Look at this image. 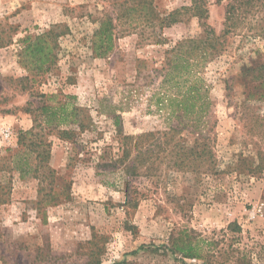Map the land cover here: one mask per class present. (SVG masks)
Listing matches in <instances>:
<instances>
[{
    "label": "rangeland",
    "instance_id": "374dc122",
    "mask_svg": "<svg viewBox=\"0 0 264 264\" xmlns=\"http://www.w3.org/2000/svg\"><path fill=\"white\" fill-rule=\"evenodd\" d=\"M111 1L0 0V264H201L175 261L162 248L181 228L215 240L233 259L242 253L251 264H264V172L240 173L235 166L240 155L252 161L258 152L264 156V102L242 105L247 88L238 76L243 65L264 61V39L238 29L200 70L212 103L208 122L221 173L204 177L163 166L155 175L127 178L110 167L120 154L114 117L127 136L167 130L156 99L165 94L168 51L201 37L203 27L183 17L156 30L163 39L157 44L149 38L151 28L118 22L113 51L97 58L91 35ZM153 1L160 17L190 4ZM208 3L206 25L219 35L227 1ZM54 25L61 31L55 65L37 74L20 63L21 40ZM59 104L77 111L82 131L75 139L49 132L36 117L42 105ZM37 124L34 131L50 143L53 175L41 170L39 178H21L12 162L22 149L18 133ZM126 192L136 208L124 204ZM184 197L189 206L181 213ZM232 222L240 233L225 236ZM152 245L161 248L152 252Z\"/></svg>",
    "mask_w": 264,
    "mask_h": 264
},
{
    "label": "trees",
    "instance_id": "16d2710c",
    "mask_svg": "<svg viewBox=\"0 0 264 264\" xmlns=\"http://www.w3.org/2000/svg\"><path fill=\"white\" fill-rule=\"evenodd\" d=\"M222 1L216 0V3ZM225 1L227 3L224 9V29L219 35L206 25L209 16L208 0H190L188 6L176 8L163 17L156 12L153 0H112L109 3L111 10L106 11L96 22L90 42L92 55L97 58H105L113 51L118 22L128 25L134 22L137 26L151 28L153 33L149 38L157 44L163 39L156 30L173 25L183 17H194L203 27L201 37L181 40L168 51L166 69L161 81L165 94L157 96L156 99L158 110H165L167 130L127 136L121 129L120 117H114L120 154L113 159L110 163L113 166L110 167L120 171L124 177L155 175L163 170V166L182 174L204 177L221 173L213 151L215 140L211 136L208 122L212 103L208 87L199 76L200 70L221 52L225 37L234 34L238 29L246 37L264 39V0ZM59 29V25H54L41 35L23 38L19 52L20 63L25 66L29 64V68L37 74L50 72L56 62L57 38L61 33ZM238 76L247 88L242 105H246L248 101L264 102V61L252 60L243 65ZM36 112H39L36 117L41 116V122L49 132L56 130L62 139H75L82 131L76 109L70 112L65 104L42 105ZM173 121L176 122L174 126ZM76 124L77 128L71 127ZM39 126L37 124L18 133V144L22 149L12 156V162L21 178H27L30 174L37 178L42 171L48 178L53 175V170L48 166L50 143L34 131ZM62 126L65 129H61ZM256 158L257 161H252L240 155L235 164L236 170L243 173L245 168L252 175L264 172L263 154L258 152ZM126 196L124 204L136 208L137 200L130 199L127 192ZM182 199L183 202L178 207L181 213H185L189 205L185 203L188 202L185 197ZM238 233L240 227L232 222L224 234L233 236ZM217 243L215 240L203 239L189 229L181 228L170 234L167 244L162 248L173 256L175 261L180 262L190 260L201 261V264H251L244 259L242 253H238L233 259L230 252L218 249ZM160 248L152 245V252ZM143 249L144 246H141L138 250Z\"/></svg>",
    "mask_w": 264,
    "mask_h": 264
}]
</instances>
